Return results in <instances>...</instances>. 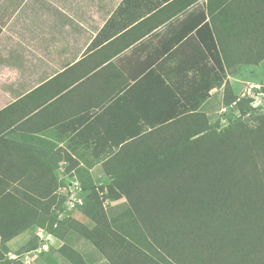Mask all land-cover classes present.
<instances>
[{
    "label": "crops",
    "instance_id": "crops-1",
    "mask_svg": "<svg viewBox=\"0 0 264 264\" xmlns=\"http://www.w3.org/2000/svg\"><path fill=\"white\" fill-rule=\"evenodd\" d=\"M206 4L0 0L2 232H11L13 215L24 208L30 188L44 184L46 172L49 182L53 172L60 179L63 161L50 169L41 150H147L159 124L172 123L203 97L210 61L191 24ZM249 66L234 64L227 72L223 82L233 95L236 82L251 94L246 84L261 70ZM223 88H210L199 106L209 122L220 110ZM31 230L42 236V228ZM19 237L5 244L12 247Z\"/></svg>",
    "mask_w": 264,
    "mask_h": 264
},
{
    "label": "trees",
    "instance_id": "trees-1",
    "mask_svg": "<svg viewBox=\"0 0 264 264\" xmlns=\"http://www.w3.org/2000/svg\"><path fill=\"white\" fill-rule=\"evenodd\" d=\"M206 3L191 24L210 61L203 97L172 123L159 124L147 150H41L46 167L65 162L64 172L83 196L77 210L92 226L60 219V179L53 172L49 182L46 172L44 184L30 188L24 208L13 215L11 232L0 230V264H22V256L39 251L32 226L62 242L53 255L64 263L94 264L97 253L108 264H264V122L253 132L242 124L235 132L233 125L217 131L199 111L208 90L224 83L223 105L240 117L251 113L252 99L233 95L223 81L234 64L264 59V6L262 0ZM94 165L103 177L98 184L90 173ZM120 198L122 212L107 217L103 203ZM71 229L91 246L86 258L66 242ZM26 230L24 242L5 244Z\"/></svg>",
    "mask_w": 264,
    "mask_h": 264
},
{
    "label": "rangeland",
    "instance_id": "rangeland-1",
    "mask_svg": "<svg viewBox=\"0 0 264 264\" xmlns=\"http://www.w3.org/2000/svg\"><path fill=\"white\" fill-rule=\"evenodd\" d=\"M258 65L249 66L251 67V70H254V72L257 70L259 71L261 70L260 73L253 74L251 76L250 83L253 84L251 85L246 84V86L248 87L247 88L248 92L249 91L251 92V94L249 92L250 95H247V93L243 91L245 87L242 86L241 82H236L237 86H239V89L237 91L238 96H240L244 92L245 95L241 97H249L252 99L251 113H249V115L240 117V114H238L237 110H233L232 107L229 108L225 107L223 103L219 101V106L222 104L220 110L219 112H217L218 105L214 106L215 111L217 113L211 117V121H210V123H217V125H219L217 131L224 130L227 127L229 129L233 125L232 131L235 132L234 127L242 124V126H246L248 130L251 129L249 130L250 132H253V131H257L254 130L253 128H255L259 123L264 122V61L263 63H260ZM260 78H263L262 79L263 82H260ZM237 121L238 123H234ZM65 165H66L65 162L64 163L61 162L60 184L59 187L57 188L58 196H61V199H64V203L61 206L60 219L67 218L68 220H72V219L79 220L85 226L91 227L92 226L91 222L82 218L81 217L82 215L77 210L81 204V200L83 196L79 189V186L77 185L78 184L77 181H75L73 178H70L68 174L64 172ZM90 173L95 181L98 178L103 179L97 167H94L90 171ZM96 184H98V182ZM124 201L125 199L123 198L117 200L110 199L109 201L106 200V202L103 203V205L107 217L111 218L119 215L125 207ZM119 221L123 222L124 220L120 219ZM37 230L38 229H36L35 231ZM65 233H66V242L68 243V245H70V247L77 250L83 258H86L87 254L92 252L91 246L87 244L88 241H86L82 236L78 235V233H75V230L71 229L69 233L67 230ZM41 234H42V236L40 237L41 245L38 249L40 252L42 251L43 253L39 254L38 253L39 251L34 253H29L27 255L22 256L19 259V261L22 264H71V262L64 263L66 262L65 260L59 259L55 255H53L54 254L53 249L60 246L62 242L56 238L46 236L43 230ZM29 237H31V234L29 235ZM26 238H27L26 235L19 237L17 241L13 243V246L19 244V242H24ZM94 255L97 261L107 262V260L103 256L102 257L99 256L100 254L97 255V253H95ZM12 258H14V256Z\"/></svg>",
    "mask_w": 264,
    "mask_h": 264
}]
</instances>
